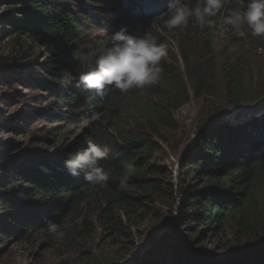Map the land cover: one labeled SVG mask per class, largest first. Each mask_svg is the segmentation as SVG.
<instances>
[{"label":"trees","instance_id":"obj_1","mask_svg":"<svg viewBox=\"0 0 264 264\" xmlns=\"http://www.w3.org/2000/svg\"><path fill=\"white\" fill-rule=\"evenodd\" d=\"M169 2L0 0L4 37L13 38L19 47L15 59L36 60L33 50L39 48L44 61L29 63L36 65L44 77L31 76L28 84L47 97L44 108L36 109L35 114L58 127L49 129L50 139L45 136L54 147L49 155L32 153L10 158L8 150L1 151L5 157H0V244L34 230H47L49 222L64 228L67 218L88 199L103 204L104 214L113 220L115 212L130 218L136 208H141L143 198L164 202L161 180L152 178L162 171L151 164L158 142L135 134L120 144L112 143L113 135L107 131L111 115L122 107L126 93L112 86L98 93L78 87L77 83L80 63L94 60L110 45L111 35L122 28L142 35L149 22L159 16L154 29L163 42L164 34L159 30L170 32L163 27ZM93 28L100 30L94 37ZM65 70L76 77L71 83L62 81ZM226 74L230 105L256 112L237 123L216 113L198 125L194 139L185 149L182 173L176 190L173 189L176 195L173 193L175 197L169 205L172 222L167 225V219L159 226L150 236L144 254L132 264H264V234L224 254L207 253L204 248V241L220 235L231 220L237 219L243 232L252 228L246 208L264 169V81L259 82L257 93L249 97L239 71L231 69ZM189 77L192 79L193 75L189 73ZM88 118V126L79 133L67 125ZM148 118L164 128L174 124L172 108L156 110ZM156 125L151 126L155 133ZM5 127L10 124L2 125ZM88 138L114 146L101 162L111 173L106 186L92 185L83 175L72 176L64 166L69 154L87 147ZM128 163L135 165V171L126 189H122L120 181Z\"/></svg>","mask_w":264,"mask_h":264},{"label":"rangeland","instance_id":"obj_2","mask_svg":"<svg viewBox=\"0 0 264 264\" xmlns=\"http://www.w3.org/2000/svg\"><path fill=\"white\" fill-rule=\"evenodd\" d=\"M195 3L196 0H190V6ZM233 6L226 3L222 14L226 15ZM216 19L211 28L201 29L190 20L185 28L171 32L159 30L169 45L168 60L162 62L161 82L143 90H129L122 107L112 113L107 127L113 135L112 143L120 144L135 134L158 142L151 164L161 167L162 171L152 178L161 180L164 202L143 198L141 208H136L130 218L115 212L113 220L104 214L103 204L88 199L67 218L63 239H53L47 230L14 237L0 244V264H132L137 256L144 254L150 236L159 226L167 219V225L171 224L169 205L173 203L182 173L181 160L198 125L216 113H222V118L230 123H237L256 112L245 106V110H240L230 105L225 88L226 73L231 69L239 71L249 97L257 93L259 82L264 81V37L252 35L246 26L242 29L245 36L241 37L238 31L221 22L220 15ZM99 33L98 28H93V37ZM18 51L16 41L5 38L0 26V152L5 148L10 158L32 153L49 155L54 147L45 136L50 139L49 129L58 127L35 114L36 109L44 108L47 95L28 84L31 76L44 77L36 65H30L42 64L44 59L39 56V48H35L36 60L19 62L15 59ZM199 75L203 83L198 80ZM164 107L172 108L174 124L164 128L149 122L148 117ZM90 120H75L67 125L79 133ZM7 123L10 127L2 128ZM153 125L158 126L159 134L153 131ZM8 145L11 148H6ZM0 157H5L3 152ZM246 215L252 225L249 231H241L237 219L231 220L220 235L204 241L205 251L224 254L264 234V169Z\"/></svg>","mask_w":264,"mask_h":264},{"label":"clouds","instance_id":"obj_3","mask_svg":"<svg viewBox=\"0 0 264 264\" xmlns=\"http://www.w3.org/2000/svg\"><path fill=\"white\" fill-rule=\"evenodd\" d=\"M226 3L234 5L226 15L222 9ZM168 18L163 21V27L168 31L185 28L190 20L201 29L211 28L221 22L245 36L242 30L245 26L252 35L264 37V0H196L195 6H190V0H170ZM160 17H154L142 35H133L127 29L113 33L110 45L94 58L80 63L77 86L87 90L95 89L102 93L106 86H112L121 93L132 89H146L161 82L164 71L162 61L167 62L169 45L159 40V33L154 25ZM215 47V44H213ZM73 72L65 70L62 81L65 84L75 79ZM87 147L69 154L64 166L72 176H84V179L96 186H106L110 179V171L101 163L113 149L111 143H97L93 138L86 139ZM135 165H124V177L120 181L122 189H126L127 181L134 174ZM48 234L53 239H63L65 229L58 223L49 222Z\"/></svg>","mask_w":264,"mask_h":264},{"label":"water","instance_id":"obj_4","mask_svg":"<svg viewBox=\"0 0 264 264\" xmlns=\"http://www.w3.org/2000/svg\"><path fill=\"white\" fill-rule=\"evenodd\" d=\"M261 108H262V110H264V103H262Z\"/></svg>","mask_w":264,"mask_h":264}]
</instances>
